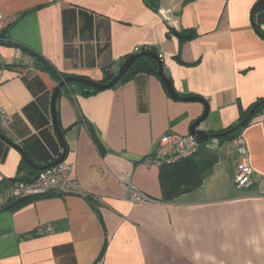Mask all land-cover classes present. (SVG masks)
<instances>
[{"label": "crops", "instance_id": "0c3cea01", "mask_svg": "<svg viewBox=\"0 0 264 264\" xmlns=\"http://www.w3.org/2000/svg\"><path fill=\"white\" fill-rule=\"evenodd\" d=\"M259 1L159 0L157 9L151 0H0V189L35 178L32 166L63 153L53 120L57 82L25 50L65 76L102 82L107 68L156 48L175 90L208 103L201 128L211 134L237 125L264 98ZM160 10L177 20L175 28ZM159 78L140 74L93 95L76 83L58 99L64 163L79 186L0 211V264H264V112L241 134L258 177L252 189L235 188L234 142L211 140L218 160L208 177L165 201L161 168L146 159L162 136L188 135L205 106L174 99ZM136 193L150 199L135 203Z\"/></svg>", "mask_w": 264, "mask_h": 264}, {"label": "trees", "instance_id": "16d2710c", "mask_svg": "<svg viewBox=\"0 0 264 264\" xmlns=\"http://www.w3.org/2000/svg\"><path fill=\"white\" fill-rule=\"evenodd\" d=\"M154 7H156L158 9L159 6H154ZM263 8H264V2L260 3V1H259L255 7L254 12L256 13V11H260ZM256 30L258 31L257 33L264 38V32L258 28ZM171 31L173 32V29H171ZM179 35H181L182 37L184 36L182 33ZM3 36H4V34H2V39L0 40V45L4 44L3 43L4 42ZM188 37H190V36H188ZM143 51H151V52H154V53H157L158 55H160L159 51L156 48H152V47L151 48H148V47L142 48V49L138 50L136 53L143 52ZM25 52L31 56V59L33 60L34 67H36L37 69H40L42 71L47 72L55 80V82H57V86L64 79L71 77V76H65V75L61 74L49 61H47L45 58L39 56L35 52H33L31 50H25ZM129 56H131V55H129ZM129 56H127L120 63L118 68H110V67L107 68L105 70V77H104V80L102 81V83H108L110 80H112L117 75L121 65L123 64V62ZM163 65H164V63H163ZM158 70H159V65L154 59L147 58V57L138 58L134 62L133 66L129 69V71L122 77L121 81L118 84L124 83L128 80H132L133 78H135L137 75H140V74L153 75V76H156L157 78H159ZM76 77L86 78V77H81V76H76ZM75 84L76 83H72L70 85L65 86L61 90L58 99L62 95L70 93L72 86ZM76 85L81 89V91L83 92L84 95H93V94L100 92V90H93V89L87 88L86 86H84L82 84H76ZM57 102H58V100H57ZM258 104H260V105L258 106L256 111L252 114V116L248 120V122L241 129L234 130L235 127L244 120L246 115ZM56 105H57V103H56ZM263 112H264V98H260L241 117L240 122L237 125L232 126V127L225 129V130H221L218 132L211 133V135L214 136V138L212 140H217L219 145H223L227 142H234L239 136H241L242 131L250 124V122L255 117L262 114ZM55 114H56L58 126L61 130V127H60V124L58 121V113L56 111V107H55ZM92 136H93L94 142L97 144L98 147H100L98 139L94 135H92ZM209 143H211V142H200V144H201L200 150L196 155H194L191 158H188L186 160H183V161L179 162L178 164L170 165V166H163L160 169L159 178H160L161 189L163 192V198L165 201H173L174 199H176L177 197H179L183 194H186V193H189V192L196 190L197 188H199L201 186V184L203 183L205 178L208 177V175L211 172L212 167L214 166V164L218 160V154H217L216 149H211V148L208 149L207 148V145ZM32 173L35 174L37 177V175L40 173V171L39 172H32ZM36 177L31 179V180H30V178H28L27 180L26 179L10 180V181L5 182L2 187L3 188L10 187V186L16 184L17 182H32L36 179ZM62 196H64V194H62V193L48 192L46 194L37 195V196H26V197H21V198H14V199H10L4 206L0 207V211H9V212L15 213V212L23 210L24 208L34 204L35 202H37L39 200L51 199V198L62 197ZM88 200L91 202L92 206L95 208L93 200L91 198Z\"/></svg>", "mask_w": 264, "mask_h": 264}, {"label": "built area", "instance_id": "2783aa9c", "mask_svg": "<svg viewBox=\"0 0 264 264\" xmlns=\"http://www.w3.org/2000/svg\"><path fill=\"white\" fill-rule=\"evenodd\" d=\"M164 20L169 26L175 28L177 20L167 12L160 10ZM3 14L0 10V40L3 32ZM162 59V55H159ZM4 62L0 56V68H3ZM0 119L6 122L4 114H0ZM217 146V141L214 142ZM234 144L239 157L237 174L235 177V188L238 191L252 189L258 177L256 176L249 158L246 142L242 136H239ZM200 147L199 140L193 135H181L177 133L166 134L160 138L155 153L146 159L148 165H155L162 168L178 164L179 162L194 156ZM74 168L69 163H60L54 167L47 168L37 175L32 182H17L16 184L0 189V207L4 206L10 199L21 198L26 196H37L48 192H58L70 194L79 184L73 178ZM150 198L142 193H136L133 201L141 203L148 201ZM51 231V229H49Z\"/></svg>", "mask_w": 264, "mask_h": 264}, {"label": "water", "instance_id": "95a60500", "mask_svg": "<svg viewBox=\"0 0 264 264\" xmlns=\"http://www.w3.org/2000/svg\"><path fill=\"white\" fill-rule=\"evenodd\" d=\"M154 6H159V0H151ZM264 2V0H260V3ZM257 31V30H256ZM258 32V31H257ZM174 34L182 39H188L189 37H182L181 35H179V33L177 31H174ZM143 57H147V58H152L154 59L158 65H159V77L162 80V82L164 83L165 87L167 88L169 94L176 100H180L183 102H201L204 106H205V111L203 113V115L198 118L189 128V134L195 136L199 141H203V142H209L211 141L214 136L211 134H208L207 132L203 131L201 126L203 124V122L207 119L208 114H209V106L208 103L201 97H196V96H181L174 88L171 80L169 79V77L167 76L165 69H164V65H163V60L160 58V56L157 53L151 52V51H143V52H139V53H135L132 54L131 56H129L121 65L117 75L110 80L108 83H102V82H95L92 81L88 78H80V77H76V76H71L68 77L66 79H64L60 84H58L57 88L55 89L54 95H53V120H54V125H55V129H56V133L59 137V140L62 144L63 147V153L60 156V158H58L56 161H54L53 163L44 166V167H36V166H32L36 171H43L47 168L50 167H54L62 162H64V160L66 159V155H67V148L64 142V138L62 135V132L58 126L57 123V119H56V114H55V107H56V103L59 97V94L61 92V90L67 86L70 85L72 83H78V84H82L84 86H86L87 88L93 89V90H107V89H111L113 87H115L122 79V77L129 71V69L133 66L134 62L138 59V58H143ZM260 104L256 105L244 118V120L238 124L234 130H239L241 129L247 122L248 120L251 118L252 114L256 111V109L258 108ZM5 140L7 142H9L8 139L5 138ZM24 158L27 160L28 163H30V161L27 159V157L23 154Z\"/></svg>", "mask_w": 264, "mask_h": 264}]
</instances>
